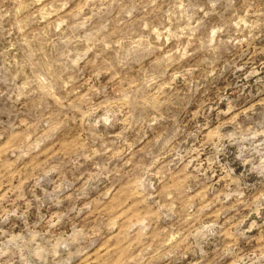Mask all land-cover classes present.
<instances>
[{"label": "rangeland", "instance_id": "1", "mask_svg": "<svg viewBox=\"0 0 264 264\" xmlns=\"http://www.w3.org/2000/svg\"><path fill=\"white\" fill-rule=\"evenodd\" d=\"M0 264H264V0H0Z\"/></svg>", "mask_w": 264, "mask_h": 264}]
</instances>
